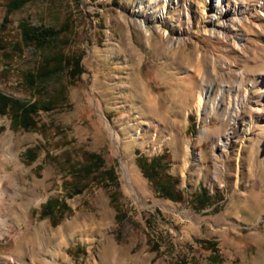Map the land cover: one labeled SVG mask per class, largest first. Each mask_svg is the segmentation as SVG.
<instances>
[{
	"label": "rangeland",
	"instance_id": "374dc122",
	"mask_svg": "<svg viewBox=\"0 0 264 264\" xmlns=\"http://www.w3.org/2000/svg\"><path fill=\"white\" fill-rule=\"evenodd\" d=\"M4 10L0 0V21ZM21 20L68 22L64 52L81 55L84 71L75 85L59 73L40 94L23 75L43 53L0 50V91L32 101L65 90L37 113V129H12L0 114L16 182L0 212V264H264V0H30L11 15L8 41ZM165 150L180 201L159 197L136 162ZM89 152L114 168L118 187L102 170L81 174L85 187L70 197L69 165ZM200 186L218 202L198 209ZM50 197L71 208L57 224L39 216Z\"/></svg>",
	"mask_w": 264,
	"mask_h": 264
},
{
	"label": "trees",
	"instance_id": "16d2710c",
	"mask_svg": "<svg viewBox=\"0 0 264 264\" xmlns=\"http://www.w3.org/2000/svg\"><path fill=\"white\" fill-rule=\"evenodd\" d=\"M30 0H4V14L0 21V50L9 49L8 53H21L24 47H32L39 53H43L40 56L37 68L33 71H27L24 73L23 78L26 85L37 93L44 92V83L59 73H65L68 83L75 85L78 77L84 71L81 64V55L66 54L64 52V45L68 43L67 33L70 30V24L65 22L60 27L37 25L29 22L28 20H21L18 24L19 40L17 42H10L4 36L9 23L11 22V15L20 10ZM48 51L49 53H45ZM65 100V90L59 88L55 90L51 95L45 99H34L32 101H24L18 98H14L10 95L0 91V114L6 115L10 119V127L12 129H18L20 127L24 129H37L35 116L42 111H50L56 109L60 102ZM190 119H193L190 117ZM188 130L193 132L194 124L190 123ZM24 155L28 160H34L36 155L35 147H28L24 151ZM87 162L80 165H69L68 172L72 174L73 180L68 187L72 189V192L68 196L80 193L85 186L80 184V175L92 174L96 171H100V177L113 185L118 187L117 176L114 168H104V157L98 153H87ZM136 162L142 173L147 177L153 190L159 197L168 198L173 201L182 200V193L177 189L178 179L168 172L170 167V159L168 151H163L159 154H154L151 157L139 155L136 158ZM114 189L110 192V201L115 204L116 207L119 192ZM215 195L211 194L209 190L203 186H200L197 192L194 194L195 206L198 209H203L218 201H213ZM71 212V208L68 206L65 198L50 197L48 198L40 208L39 216L42 218H50L52 222H57L63 217V214ZM125 217V213L118 208L116 218L122 220ZM200 246L203 249L217 251V243L213 240H198ZM158 248V245H155ZM214 263L220 262L222 259L214 255H210L209 258Z\"/></svg>",
	"mask_w": 264,
	"mask_h": 264
},
{
	"label": "bare ground",
	"instance_id": "6f19581e",
	"mask_svg": "<svg viewBox=\"0 0 264 264\" xmlns=\"http://www.w3.org/2000/svg\"><path fill=\"white\" fill-rule=\"evenodd\" d=\"M241 19L239 18L238 21L240 22ZM230 133L231 132H229L228 135ZM6 137H8V139H6ZM227 139H228V136H227ZM11 143H12V139L9 136H3L2 138H0V212H1V209L5 205L4 198H5V194L8 191L9 187H13V188L16 187L14 176H12L7 171V165L11 163L12 161H14V156H15V153L12 152L11 147H10ZM17 194L19 193L16 191L15 196H17ZM16 199L10 202V207H11V211L13 209L12 212L14 213L16 219L21 220L20 218L22 217V214L24 211L25 202L23 200H18V199L17 201ZM7 208H9V205H7ZM0 216H1V213H0ZM6 222H7L6 220L0 219V226L1 227L4 226Z\"/></svg>",
	"mask_w": 264,
	"mask_h": 264
}]
</instances>
